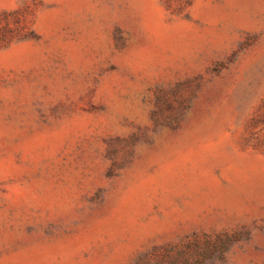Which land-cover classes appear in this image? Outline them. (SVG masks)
Listing matches in <instances>:
<instances>
[{
	"label": "rangeland",
	"instance_id": "obj_1",
	"mask_svg": "<svg viewBox=\"0 0 264 264\" xmlns=\"http://www.w3.org/2000/svg\"><path fill=\"white\" fill-rule=\"evenodd\" d=\"M0 264H264V0H0Z\"/></svg>",
	"mask_w": 264,
	"mask_h": 264
}]
</instances>
